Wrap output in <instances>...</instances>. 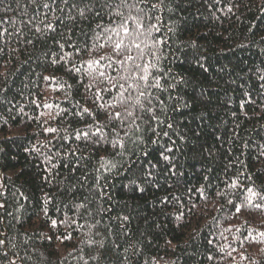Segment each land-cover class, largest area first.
Segmentation results:
<instances>
[{"label": "trees", "instance_id": "obj_1", "mask_svg": "<svg viewBox=\"0 0 264 264\" xmlns=\"http://www.w3.org/2000/svg\"><path fill=\"white\" fill-rule=\"evenodd\" d=\"M76 2L85 15L69 20L67 11L0 0V264H264V0H148L157 7L132 9L152 17L146 28L158 24L148 43L163 41L151 71L167 73L165 91L121 79L142 63H117L139 55L113 51L121 38L131 47L112 31L118 13L129 15L121 0L103 9ZM53 16L62 22L45 30L41 21ZM121 83L125 97L145 91V108L172 124L157 128L168 136L153 135L150 114L121 102L113 87ZM126 107L142 116L139 131L131 118L108 120ZM102 157L117 167L105 171ZM148 161L157 165L150 183ZM100 241L110 255L93 260Z\"/></svg>", "mask_w": 264, "mask_h": 264}, {"label": "snow or ice", "instance_id": "obj_2", "mask_svg": "<svg viewBox=\"0 0 264 264\" xmlns=\"http://www.w3.org/2000/svg\"><path fill=\"white\" fill-rule=\"evenodd\" d=\"M93 3H99L100 7L103 9L104 7H108V4L105 2V0H93ZM143 5V7H140L139 5ZM29 5H32L35 7L36 11L39 12L40 9H45L48 12L55 13L56 11H60L61 13L67 11V19L69 20H75V16L72 15L73 11L76 12L77 15L83 17L85 15V9L79 7L78 3L76 0H41L40 3L37 2V0H28V3L23 5V7L27 8ZM121 7H127L129 9V15L127 17H124L123 12L118 13V15L122 18L121 24L117 26V28L112 29V31L117 35L120 36L121 32H123L124 36H128L131 38V47L129 45L124 44L123 38L120 39L119 42H116L114 44V49L113 51H116L119 54H123V50H126L128 52H131V48L134 47L139 50V55L138 57H134L133 55H126L124 56L123 60H118V64H123L127 61H133L135 62L136 59H140L142 63H135L134 69H131L132 71V76H123L121 77L122 80H125L126 82L129 79H135L138 81L136 84H128V88H133V89H139L140 83L143 82V85L145 89L154 87L156 89H160L161 91H165L166 89L163 88L161 81L164 79V77L167 75V73H161L159 75H153L152 69H158V64L160 60V56L157 55L158 45H161L163 43L162 40H155L152 39L151 43H148V40L152 37V32L153 31H159V27L157 23H150L149 26L146 28L144 24V18H147L149 21L152 20V17L148 16L146 13L144 14V17H141L140 15H132L131 10L135 9L137 13H144V8L147 7L149 9H155L157 5L151 4L148 2V0H135L134 3L129 4L128 0H121ZM92 7H88V11H92ZM97 17L100 16V12L95 13ZM35 19V15L32 16L31 19L27 21L28 24H32L33 20ZM158 19V18H157ZM45 20H47V12H45ZM53 21L55 22H48L44 23V21H41V23L44 25L45 30H55L56 28V23L62 22L60 17L53 16ZM129 21L132 22L134 27H131L129 25ZM99 27V26H98ZM36 31L39 32L41 31L40 27H36ZM144 36L145 40L142 42L143 43V48L141 47V43H137V40L141 37ZM58 43V41H57ZM60 47H63V44L60 45ZM154 49L153 51H150L146 53L144 49ZM150 57V58H147ZM91 63V62H90ZM77 71H79L77 69ZM103 75V73H101ZM45 79H48L47 77ZM151 82V83H150ZM111 83V81H109ZM113 87H118L120 89V97H121V102L127 100V101H133L134 103L131 105L133 109L135 107H139L142 112H146L150 114V122H149V127L148 131L152 132L153 135L155 136H168L167 131H161L158 132L157 128H160L161 126H166L167 128H172L171 123H166V120L161 119L157 114H156V109L154 107H147L145 108L144 104L141 102V97H145V91H138V95L132 96L129 94L127 97L124 96V92H126L128 89L125 88V85L123 83L118 84V85H113ZM170 87H174V85H170ZM105 91H109L108 89H105ZM158 99V98H157ZM159 104V110L160 111H165V105L163 100H158ZM100 107H104V105H100ZM85 112L88 110L85 109ZM134 117V111H130L127 107L124 109V113L122 114L121 112H115V113H109L108 114V120H119L121 122V125L125 124L129 118H131V123L135 125V128L137 131L140 130V124L137 123V120H142V116L140 117ZM155 122V127L151 126V123ZM48 132H54L56 129L53 128H48L46 129ZM101 129L98 127L96 129V133H100ZM113 132L115 130L113 129ZM127 136L128 133H125ZM84 136L87 137L88 133H84ZM118 136V134H117ZM80 136L79 134L77 135V139H79ZM104 139L103 134H101L100 139L96 141V143H100ZM141 143H144L142 136L137 138ZM150 143H157L158 141L156 140H151L149 141ZM111 146L115 149L119 147L121 151L117 152L116 155L118 156H123V149H124V142L122 139H117L113 140L111 142ZM170 151V149H169ZM144 157L147 158L149 155L147 152L143 153ZM162 156L163 160L168 161L170 157L168 155H164L163 152L160 153ZM103 161L102 167L104 168L105 171H111L112 169L116 168L117 165L114 163H111L109 161H106L103 157L101 158ZM52 167H56V165H52ZM157 165L153 164L151 161H148L147 164L142 165V178L145 180L146 183L151 182V177L153 176V173L151 169H155ZM100 177H97V180H99ZM131 184L135 185L136 181H130ZM159 187V185H157ZM140 191H143L144 189L141 188L139 189ZM251 191V189H249ZM100 195L103 196V192H100ZM167 199V198H165ZM85 205L81 204L78 207H84ZM4 207L3 203H0V209ZM256 207H260L259 205H256ZM237 212L240 211V207H237L236 209ZM125 221L128 220V217L125 216L123 217ZM56 221H52V225L55 227L56 226ZM99 223V221H97ZM99 234V233H97ZM4 234H0V236H3ZM67 239H70V237H67ZM89 243H92V241H89ZM0 245L6 246V239L0 238ZM5 256H7V252L4 253ZM110 255L109 252L104 251V244L102 241L99 242V248L97 249L96 253L93 254L90 258L93 260H99L103 259L104 257ZM9 264H15V260H9Z\"/></svg>", "mask_w": 264, "mask_h": 264}]
</instances>
